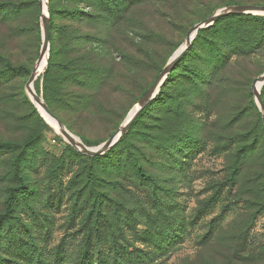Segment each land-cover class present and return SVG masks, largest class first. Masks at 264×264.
Returning a JSON list of instances; mask_svg holds the SVG:
<instances>
[{
    "label": "rangeland",
    "instance_id": "1",
    "mask_svg": "<svg viewBox=\"0 0 264 264\" xmlns=\"http://www.w3.org/2000/svg\"><path fill=\"white\" fill-rule=\"evenodd\" d=\"M77 1L52 0L50 26L47 0V64L54 54L46 84L51 113L90 149L122 126L194 26L231 7L264 6L116 0L111 14ZM8 4L14 7L1 10ZM66 5L78 12L64 14ZM41 12L39 0H0V142L27 152L18 175V150L0 152V218L9 216L0 222V264H82L87 235L98 237L104 253L117 241L147 264H264V124L252 92L264 73V47L233 54L218 68L208 43L220 47L227 37L209 32L186 49L127 139L154 180L146 187L123 159L111 166L72 155L30 99L27 84L43 45ZM47 64L33 82L44 103ZM186 136L193 141L177 140ZM161 143L166 149L159 152ZM174 161H185L183 171Z\"/></svg>",
    "mask_w": 264,
    "mask_h": 264
},
{
    "label": "trees",
    "instance_id": "2",
    "mask_svg": "<svg viewBox=\"0 0 264 264\" xmlns=\"http://www.w3.org/2000/svg\"><path fill=\"white\" fill-rule=\"evenodd\" d=\"M52 0H48V6H49V15H50V26L52 25V21L56 19L57 11H54V9L51 6ZM77 4H82L84 7L91 8L94 5L98 8H106L108 10V13L113 14L116 12V8H118V4L116 0H78ZM10 4L4 5L1 7V10H11L14 6L11 8L9 7ZM230 6V5H228ZM78 11H72L69 7V5H66L65 13L64 14H70L73 15ZM214 31H221L223 34H215ZM211 32L213 34V39H219L218 36L222 35L224 37H227L225 41H221L220 47H225V50H221L219 46H217V42L210 41L208 43V52L209 56L213 57L216 60L215 67H222L225 62L228 60V58L236 53H240L244 50H260L264 47V17L259 16H253L250 14L246 15H236L234 13L226 14L223 16H220L215 20L212 26L206 29L199 30L195 37L193 38L191 42V46L197 45L201 42L203 38H205V35L207 33ZM220 33V32H217ZM237 35V36H236ZM187 53V51L184 53V55ZM53 51H50L49 58H48V64L44 71L43 75V99L45 101V104L49 108V110L54 114L52 110L51 100L47 94V76L51 72V69L53 67L52 58H53ZM183 55V56H184ZM183 56L179 59V61L176 63L174 67L177 66V64L180 62V60L183 58ZM173 71V70H172ZM171 71V72H172ZM47 74V75H46ZM170 81V74L167 78V81ZM35 91L38 93V80L34 84ZM161 93V92H160ZM260 98L264 103V85L262 86L260 90ZM159 96L155 98L154 101H158ZM152 103V102H151ZM151 103L147 105V107L143 108L141 112L138 114L132 125L130 126L129 130L126 134L123 135V137L107 152L104 153V155L100 156H94V157H87L82 156L72 148L68 147V150L72 155L78 158L85 157L89 161H96V160H104L110 164L113 165H120L121 159L125 160V162H128L130 165L131 171H133L137 175V179L140 182H143L146 187H150L153 185L155 187V183L153 178L146 176L143 173L142 166L135 154L129 153L128 147H126L128 140L130 136L134 134V128L142 122L143 117L149 116V112L151 111L152 106ZM252 104L254 106V100H252ZM62 122V120H61ZM64 124V122H62ZM260 133L261 138L264 140V128L262 125H260ZM177 140L182 141V144H188L189 142L193 141L190 138L187 139V136L184 138H177ZM159 152L166 149V143H161L159 145ZM187 152L189 150L191 151V147H188ZM124 151L122 152L121 150ZM15 150H18L17 157L12 163L13 167V174L18 175L17 172H20V169L22 167V163L25 162L26 158V150L19 148V145H16L11 142H0V152H13ZM122 153V154H121ZM187 154L182 153V155ZM22 161V162H21ZM178 167L176 169L177 172L183 171L184 168H181L182 165H184L185 161H174ZM21 180V179H20ZM24 186V185H22ZM14 196H12L10 193L7 197V209L6 212L11 211V200ZM4 218H9V216H6V214L0 218L3 220ZM88 234V233H87ZM98 237L92 236H86L85 237V243L83 247V251L81 252L80 258L82 260V264H90L91 258L93 254L95 257V264H147L148 260L147 257L139 251L132 252L131 250L127 249L124 246H121L118 244L117 241L110 244V247L107 249V253H104V251L101 250L98 243L96 242ZM93 248V250H92ZM93 251L95 253H93ZM81 264V263H80Z\"/></svg>",
    "mask_w": 264,
    "mask_h": 264
},
{
    "label": "water",
    "instance_id": "3",
    "mask_svg": "<svg viewBox=\"0 0 264 264\" xmlns=\"http://www.w3.org/2000/svg\"><path fill=\"white\" fill-rule=\"evenodd\" d=\"M44 3H45L44 4L45 5V9H46L47 0H44ZM39 7H40V10L42 11V9H43V0H39ZM230 13L251 14V15L264 16V6L240 5V6L231 7L229 10H227L225 12H220L218 14H215L214 16L209 17L203 23H199L196 26H194L191 29L190 33L186 36L184 44L181 46L180 50L174 54V56L170 59V61L167 63V65L162 69V71L160 72L158 77L154 80V82L150 85V87L145 91V93L140 97V99H139V101L137 103L138 107H137L134 115L128 120V122L126 123V125H124V127H123V124H124L123 123L122 126L108 140H106L99 147L90 149V148H86L82 144L83 147L80 148L79 146H77V144H75L71 140V138L69 137V134H68L69 132L67 131L65 126L51 113V111L45 105L43 100H41V98H39L36 95L35 91H33L32 88L30 87V85H32L34 80H35L34 77H33L34 70L32 71V74H31L30 79H29L28 84H27L28 95H29V97H30V95H32L36 102L40 101V104H41V107H42L44 113L50 119L54 120L57 123V125H58V127L60 129V131H58V132L67 141L68 145H70L76 151H78V152H80V153H82L84 155H87V156L94 157V156H98V155H103L106 151H108L111 147H113L121 139V137L127 132L129 127L132 125V123L134 122V120L136 119L138 114L141 112V110L152 99L155 98V96L158 94L159 88L162 86V84H163L164 80L166 79L167 75L174 68V66L179 61V59L184 55V53L186 52V49L190 46V43L193 40V38L195 37L196 33L199 30H201L203 28H206L207 26L211 25L220 16H223V15H226V14H230ZM41 24H42L41 34H42L43 45H42V48H41V51H40V57H39L38 61L44 55H46V64H47V54L46 53H47V48L49 46V21H48L47 16L43 15L42 12H41ZM191 34H193L192 38H191ZM257 83L260 84L258 90L255 89V86H256ZM263 85H264V73L254 80L253 86H252V92L255 95L257 104L260 106V109H261V112H262V120H263V124H264V105H263V103L261 101V98H260V90H261Z\"/></svg>",
    "mask_w": 264,
    "mask_h": 264
},
{
    "label": "bare ground",
    "instance_id": "4",
    "mask_svg": "<svg viewBox=\"0 0 264 264\" xmlns=\"http://www.w3.org/2000/svg\"><path fill=\"white\" fill-rule=\"evenodd\" d=\"M44 4H45V3H44V0H43V9L45 8V5H44ZM43 9H42V13H43V15H45V13H46V9H45V11H43ZM192 37H193V34H191V38H192ZM180 48H181V47H180ZM180 48H179V50H180ZM179 50H178V51H179ZM178 51H177V52H178ZM44 65L46 66V55H44V56H43V57L37 62V64L35 65V67H34V74H33L34 79H36V78L39 76L38 74H39V72L41 71V69L43 68ZM259 86H260V84L257 83L256 86H255V89L258 90V89H259ZM30 87H31L32 90L34 91L33 84L30 85ZM30 98L34 101V103L36 104L37 108H38L41 112H43V114L45 115V117H46L47 121L50 123V125H52V126H53L54 128H56L58 131H60V130H59V127H58V125H57V123H56L54 120L50 119V118L44 113V111H43V109H42V107H41L40 101L36 102V101L34 100V98H33L32 95H30ZM137 107H138V105L136 104L135 107L130 111V113L128 114L127 118L125 119V122H124V124H123V127H124V125H126V123L128 122V120L134 115V113H135ZM68 134H69V137L71 138V140H72L75 144H77V146H79L80 148L83 147L81 141H80L78 138H76L75 136L71 135L70 133H68Z\"/></svg>",
    "mask_w": 264,
    "mask_h": 264
}]
</instances>
